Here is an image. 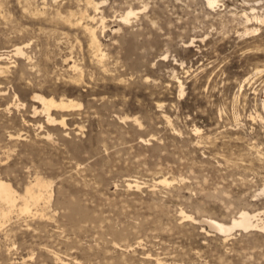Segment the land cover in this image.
Instances as JSON below:
<instances>
[{"label": "rangeland", "instance_id": "374dc122", "mask_svg": "<svg viewBox=\"0 0 264 264\" xmlns=\"http://www.w3.org/2000/svg\"><path fill=\"white\" fill-rule=\"evenodd\" d=\"M84 3L0 0V54L32 56L2 61L0 178L22 192L37 175L52 195L0 218V264H264V228L203 219L264 218V0H104L103 31L81 19L100 64L82 24L51 16ZM36 92L79 104L51 109L59 125Z\"/></svg>", "mask_w": 264, "mask_h": 264}, {"label": "bare ground", "instance_id": "6f19581e", "mask_svg": "<svg viewBox=\"0 0 264 264\" xmlns=\"http://www.w3.org/2000/svg\"><path fill=\"white\" fill-rule=\"evenodd\" d=\"M206 1L209 5H214L218 0H206ZM84 2H85L84 3L85 7L83 9H79V11H78L79 13L77 12L78 13L77 15H76V12L74 10L73 11L69 10L67 15H62V13L58 10L59 8L58 9L56 8L54 10L53 14L51 13L52 14L51 16H53V18H54V16H58L59 18L63 17L71 26L82 24L84 31L88 35V36H86V37H88V41H89L88 45L93 50L92 53H94V56L96 57L97 62H99V64H100V62H102L104 55L100 51L101 50L100 49V40L96 34L97 26L96 27L91 26L89 23L87 24L85 22H82L81 19L85 18V19H87V20L89 19L91 21L95 20V19L99 20L98 26L99 27L101 26V30L103 31L105 26H106L104 23V21H106L105 20L106 18L102 14V10H101L100 6L104 4V0H101V1L84 0ZM88 7L92 8V10L94 12L93 15H90L88 13ZM136 12L137 11H135L134 9H132L130 7L128 10L123 12L119 18L121 20L125 21V24H126V22L129 21L131 15L135 14ZM243 16H245L246 22L247 21L251 22L252 20H257V22H259L258 20L262 19L261 17H258L257 15H252L251 17H249L247 12H243ZM255 29H257V27H254L251 29H245V32H249V31L254 32ZM28 44L29 43L16 44L13 46V48L11 50H7V53L12 52V54H14L16 56H20V57L23 56L25 59H27V61H29L31 63L32 56L30 54H28L24 49L28 46ZM33 45H34V43H33ZM31 47H33V46H31ZM41 48H42V46H41ZM7 53H5V54H7ZM4 55L0 54V72H3V71L8 69L7 63L5 64L2 61L5 59H9V58L5 57L6 55L5 56ZM62 60L66 64H68L70 61H72V64L69 66V68L73 70L74 75L73 76L70 75L69 78H71L72 82L73 81H75V82L80 81L82 76L80 73V69H79L78 65L76 64L77 61L75 60L76 61L75 62L73 60L71 54L69 56L68 55L65 56ZM34 65H36V64H33L32 66H34ZM75 82H73V83H75ZM179 91L180 92L183 91L181 84H180ZM15 96H16V94H15ZM32 98H33V100L39 102V104L41 105L40 106L41 108L40 107L39 108H40V111L45 115V118L49 122H53V123L56 122V123H59V125H60V123L65 122V117L62 116L60 119H55L51 114V109H53V108L58 109L59 108L62 110H64V109L68 110L71 106H73L75 104H79V103H74V101L70 98H63L62 97V98L56 99L53 96H45L44 94L39 93V92L32 94ZM263 108H264V102H263ZM37 110L38 109L34 108V112ZM135 120H136V118H135ZM197 129L198 128H194V131ZM36 176L34 177V179L31 182H28V184L24 187L22 192H18L17 190H15L13 185L11 184V182H9L8 180L6 181V180L0 178V218L1 219L4 220L6 218H10L9 215L12 214L11 212L14 211L15 209H17L18 213L28 214L31 211V206H36L37 204H39L40 201L42 202V200L48 201L50 199V197L52 196L51 190H50L51 181L47 182V180L46 181L43 180L44 179L43 177H42L43 178L42 179L39 176L38 177H36ZM159 181L164 182L165 184L170 182V180H167V178H165V177L160 178ZM128 185H131V183ZM44 189H47L46 194L44 193ZM262 191H264V190H262ZM260 213H261V211L250 212L248 210L242 209V210H239L238 213L234 217H232L228 223L221 222V221H218V220L213 219V218H203V219L205 220V222L208 224V226L210 228H213V229L219 231L220 233L227 234L228 232L230 233L231 229L232 228L234 229V227H236V226L241 227L243 229L254 228L255 230L257 229L256 227L264 228V218H261L259 216ZM186 215H188V214H186ZM185 217L187 218V216H185ZM6 221H7V219H6ZM197 222H199V221H197ZM237 229H239V228H237ZM54 257H55L58 264H65L64 260L59 255L54 254Z\"/></svg>", "mask_w": 264, "mask_h": 264}]
</instances>
